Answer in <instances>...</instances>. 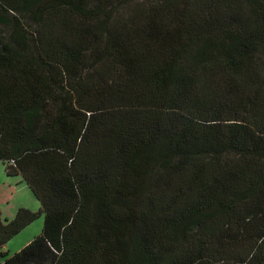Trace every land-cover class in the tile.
Here are the masks:
<instances>
[{
  "label": "trees",
  "instance_id": "obj_1",
  "mask_svg": "<svg viewBox=\"0 0 264 264\" xmlns=\"http://www.w3.org/2000/svg\"><path fill=\"white\" fill-rule=\"evenodd\" d=\"M0 161V264H264V0H0Z\"/></svg>",
  "mask_w": 264,
  "mask_h": 264
},
{
  "label": "rangeland",
  "instance_id": "obj_2",
  "mask_svg": "<svg viewBox=\"0 0 264 264\" xmlns=\"http://www.w3.org/2000/svg\"><path fill=\"white\" fill-rule=\"evenodd\" d=\"M39 202L22 176H9L0 161V214L2 219H12L19 208H28L37 211ZM43 227V216L23 229L10 239L4 250L10 253L21 250L34 237L38 236ZM1 263V260H0Z\"/></svg>",
  "mask_w": 264,
  "mask_h": 264
},
{
  "label": "crops",
  "instance_id": "obj_3",
  "mask_svg": "<svg viewBox=\"0 0 264 264\" xmlns=\"http://www.w3.org/2000/svg\"><path fill=\"white\" fill-rule=\"evenodd\" d=\"M39 207H40V204H39ZM39 207H38V209H39Z\"/></svg>",
  "mask_w": 264,
  "mask_h": 264
}]
</instances>
